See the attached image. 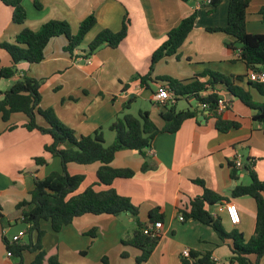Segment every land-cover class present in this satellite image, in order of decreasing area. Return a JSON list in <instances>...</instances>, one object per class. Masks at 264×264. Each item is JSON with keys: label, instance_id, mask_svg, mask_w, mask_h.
<instances>
[{"label": "crops", "instance_id": "crops-1", "mask_svg": "<svg viewBox=\"0 0 264 264\" xmlns=\"http://www.w3.org/2000/svg\"><path fill=\"white\" fill-rule=\"evenodd\" d=\"M249 1L246 31L249 34H264V22L259 15L264 0ZM38 2L40 9L35 8L34 0L22 1L27 17L21 25L12 22V10L0 2V43H14L21 30L37 32L49 21L66 22L71 34L75 35L79 24L93 15L96 23L81 43L88 47L102 30L117 32L125 16L129 21L127 35L116 49L103 47L93 55L83 57L87 48L78 47L70 55L64 51L67 40L60 36L49 41L42 62H22L17 66L18 74L14 80L23 76L42 80L39 107L52 109L56 118L72 129L77 138L101 129L104 139V128L109 130L110 123L122 112L125 102L132 97H139L148 101L152 107L159 108L158 112L149 108L138 111L148 112L150 119L159 129L163 126L159 117L163 109L152 100L157 89L164 87L163 83L153 81L151 83L154 88L145 89L143 93H140L143 89L138 83H130L126 90H123V86L129 83L134 75L147 74L150 57L161 45L167 32L177 27L194 11L198 12L197 22L179 49V58L168 57L158 62L153 68L151 79L172 78L170 69L165 68L174 63L178 65L179 72L178 78L172 79L179 81L190 80L204 70L225 76L247 74L244 64L237 61L235 54L224 47V41L229 38L220 32L206 31L209 27L226 26L227 1L219 4L210 15L206 14V8L199 9L200 0ZM85 58H89L90 63H86ZM9 65V56L0 48V66ZM87 80L91 82L89 86ZM11 82L6 81L5 86L9 88ZM258 98L261 101L259 96ZM190 100L177 101L176 109L183 111L196 108L200 112L198 118L185 120L176 133H161L154 138L151 149L147 151L148 164L153 167L151 170L141 172L143 159L136 151H120L111 162L115 169H131L135 173L130 179H115L111 187L119 195L129 198L138 208L139 220L148 224L149 214L156 208L158 213L163 215L159 243L143 264H179L184 250L210 252L214 264H232L229 262V247L220 242L210 227L197 221L179 222L177 219L178 211L185 210L190 200L203 193V189L193 183L195 180H202L206 188L228 198L229 202L237 207L240 223L234 226V230L242 233L245 240L254 233V200L249 197L230 198L235 185L249 184V176L242 171L237 181L231 180L228 163L236 154L242 157V162L251 159L257 177L264 179L262 127L252 120L251 110L238 100H233L230 109L221 116L225 120L239 123L240 127L221 133L215 128V119L209 117L207 111L201 110L198 104L191 107ZM180 101L186 103L185 108L181 110L177 108ZM200 117H203V120L199 121ZM26 121L27 118L22 113L12 114L7 122H3L0 115V213L8 218L19 202L29 200V192L33 189L35 180L61 172V163L56 157L46 156L44 165L35 164V158L45 157L44 147L51 143V139L37 131L26 130L23 127ZM36 122L43 125L39 116ZM10 126L14 128L9 129ZM113 140L114 136H109L107 141L111 144ZM99 165H67L66 171L69 175L84 177L77 193L88 187H93L96 191L106 188L97 185L96 171ZM211 213L213 214V211ZM219 217L223 225L226 217L223 214ZM133 224L135 225V222L130 215L114 217L86 214L75 218L71 224L55 233L48 222H41L40 227L45 231L42 246L46 252H57L59 264H103V259L107 260V264H135L140 251L121 244V239L130 235L135 228ZM92 229H95L93 238L89 236ZM11 230V226L5 229L0 227V241L2 235L8 238ZM13 236L17 235L13 234L11 238ZM5 259L3 264H11L7 253ZM259 264H264V256Z\"/></svg>", "mask_w": 264, "mask_h": 264}, {"label": "trees", "instance_id": "trees-1", "mask_svg": "<svg viewBox=\"0 0 264 264\" xmlns=\"http://www.w3.org/2000/svg\"><path fill=\"white\" fill-rule=\"evenodd\" d=\"M23 0H0V2L12 10L11 20L14 24L24 23L27 13L22 5ZM186 2L187 0H181ZM223 1L228 2L227 23L224 27L206 28L208 33H223L229 39L224 41V47L236 56V60L244 64L247 74L243 76H225L218 72L204 70L201 74L190 80L179 81L168 77L151 79L154 66L161 60L168 57L179 58V49L187 36L195 28L198 12L194 11L184 18L177 27L171 29L165 35L161 45L150 57L149 69L145 75H134L129 83L123 86V90L129 88L130 83H138L141 89H148L149 83L160 82L171 95V101L166 103L159 113L163 126L159 129L150 119L146 111H138L136 115L125 112L135 98H129L109 125V130L114 133V140L111 144L105 145L101 129L90 135L76 137L72 129L62 124L54 115L52 109H41L40 89L42 80L23 76L14 80L18 74V64H38L44 59V50L49 41L56 37H64L67 40L65 52L70 55L80 46L86 34L93 28L96 19L93 15L85 18L78 26L77 33L71 34L69 25L64 21H49L44 23L37 32L23 29L15 37L14 43H0L10 58L8 67L0 66V80L12 81L8 90L0 92V115L3 122H7L12 114L22 113L27 121L23 127L28 131H37L47 135L51 143L44 147L45 157L34 159L36 165H44L46 156L59 158L61 163L60 173H51L41 180L34 181V187L29 192V200L19 202L15 206L12 215L8 217L0 213V227L5 229L10 226L11 221L21 222L26 225V239L12 241L2 235L1 241L6 253L10 257L19 259L23 263V254L28 252L33 255L30 264H59L56 251L46 252L41 239L45 231L41 229V222H48L53 232L57 233L78 217L86 214L111 215L120 217L121 213L129 212L135 222V228L130 235L121 239L124 246H132L140 251L135 259V264L145 263L157 247L160 235L151 237L143 234V229L157 221H163V215L158 213V208L153 209L149 214L148 224L139 220V211L129 198L119 195L111 184L115 179H130L134 176L131 169H115L111 166L115 154L120 151H136L143 163L141 172L151 170L153 167L148 164L149 155L154 138L161 133H176L182 123L187 119H197L200 112L195 108L178 111L176 102L179 100L194 99L207 111L209 117L215 119V128L221 133H227L231 129H237L240 124L234 121L225 120L216 111L219 99H226V110H229L233 100H238L246 108L253 112L252 120L258 122L264 132V83L251 82L248 79L249 73L264 71V34H249L246 31V16L249 8V0H211L209 5L199 3V9L206 8V14H212ZM34 6L40 9L38 0H34ZM261 20L264 22V6L259 10ZM129 21L125 16L119 31L112 32L102 30L99 32L87 47L89 57L103 47L116 49L127 35ZM256 93L261 101H255L252 93ZM224 111V112H225ZM39 116L43 125L36 122ZM14 127H9L12 129ZM100 164L96 171L97 185L106 188L96 191L88 187L77 193L84 180L82 175L71 176L67 173L68 164L87 166ZM230 178L238 180L240 172L248 174L249 184H237L231 190L230 198L249 197L255 202L256 214L254 233L245 240L242 233L232 230L225 232L222 226V219L213 216L209 210L217 203L229 202L228 198L219 196L212 190L205 187L202 180H195L193 183L203 189L201 196L190 200L185 210L178 211L184 221H197L210 227L221 243L227 244L231 252L229 262L232 264H259L264 256V180L260 181L254 171V163L246 159L242 167L235 166L233 159L228 163ZM95 229L89 232L94 237ZM124 256V254H123ZM107 264V260H102ZM179 264H214L210 252L200 253L189 251L188 255L181 256Z\"/></svg>", "mask_w": 264, "mask_h": 264}, {"label": "built area", "instance_id": "built-area-1", "mask_svg": "<svg viewBox=\"0 0 264 264\" xmlns=\"http://www.w3.org/2000/svg\"><path fill=\"white\" fill-rule=\"evenodd\" d=\"M201 3L209 5L211 3V0H200ZM199 2V3H200ZM85 62L86 63H90L89 58H85ZM248 79L251 82H258V83H264V71L262 72H257V73H249L248 75ZM171 95L169 94L168 90L165 87H159L157 89V92L153 95L152 100L153 102L160 107H163L166 103H168L169 101H171ZM226 110V99L223 97L221 99L218 100L217 105H216V111L218 114L223 113ZM235 166L237 168L242 167V157L239 154L235 155ZM223 214L226 217V220L228 221V223L232 226H236L240 223V215H239V211L237 209V207L232 204L231 202H221V203H217L214 207V211H213V216H219ZM177 219L179 220V222H183V216L182 215H178ZM162 222L157 221L155 223L149 224L147 225L144 229H143V234L145 235H150L151 237H155L159 235L160 230L162 229ZM23 236H13L12 237V241H18V240H22ZM187 250H184L182 252V256H186L188 255ZM8 257L9 254H7Z\"/></svg>", "mask_w": 264, "mask_h": 264}, {"label": "rangeland", "instance_id": "rangeland-1", "mask_svg": "<svg viewBox=\"0 0 264 264\" xmlns=\"http://www.w3.org/2000/svg\"><path fill=\"white\" fill-rule=\"evenodd\" d=\"M83 41H85V39L83 40ZM79 48H84V49H86L87 48V46L86 45H82V44H80V46H79ZM164 65V64H163ZM165 69H170V73L169 74H171V76H172V78H178L177 76V73L179 72V70H178V65L176 64V63H174V64H172V65H170L169 67H166ZM159 74H162V73H159ZM180 78V77H179ZM5 82L6 81H4V80H1V84H0V90H1V92H5L6 90H8V87H6L5 86ZM89 84H91V82H89L88 80H87V85L89 86ZM92 86H93V83H92ZM149 88L150 89H153L154 88V86H153V84L152 83H149ZM146 90H141L140 91V93H143V92H145ZM253 98L255 97V101H260L259 100V98L257 99V94L256 93H253ZM135 101V103H132V105H131V109H129V110H127V111H125V112H128V113H131V114H135L136 115V113H137V111L140 109V110H144V109H146V108H149L151 111H153V112H158L160 109L159 108H156V107H152V105L148 102V101H144L143 99H140L139 97H136V99L134 100ZM185 104L186 103H184L183 101H180V103H179V105H178V109L179 110H181V109H183V108H185ZM190 104H191V107H195L196 106V101L194 100V99H191L190 100ZM103 132H104V144L105 145H108V144H110L109 142L110 141H107L108 140V138H109V136H114V133L113 132H111V131H109L108 129H106V128H104V130H103ZM106 142V143H105ZM245 154V153H244ZM259 179V178H258ZM260 181H263L264 179H259ZM77 192H79V190H77ZM210 211H214V207H211L210 209H209ZM224 219V218H223ZM10 226H11V228H12V230H11V232L8 234V238L10 239L11 238V236L13 235V234H16L17 236H23V239H26V240H28V238L26 237V233H25V231H26V225L25 224H23V223H21V222H19V223H15L14 221H11V223H10ZM223 226V229L227 232V233H229L230 231H232V230H234V226H232V225H230L229 223H228V221L227 220H225L224 219V224L222 225ZM133 227H135V225L133 224ZM45 236V235H44ZM44 236L42 237V239H41V245H42V242H44L43 240H44ZM12 239V238H11ZM10 239V240H11ZM248 240V239H247ZM43 247V246H42ZM5 250H4V245H3V243L0 241V259H1V262H0V264H3L4 262H5ZM33 260V255L32 254H30V253H28V252H25L24 254H23V263L24 264H30L31 263V261ZM10 262H11V264H19V259L18 258H16V257H10Z\"/></svg>", "mask_w": 264, "mask_h": 264}, {"label": "water", "instance_id": "water-1", "mask_svg": "<svg viewBox=\"0 0 264 264\" xmlns=\"http://www.w3.org/2000/svg\"><path fill=\"white\" fill-rule=\"evenodd\" d=\"M199 121L200 120H203V117H200L199 119H198ZM125 215H130V213L129 212H123V213H121V216H125Z\"/></svg>", "mask_w": 264, "mask_h": 264}]
</instances>
